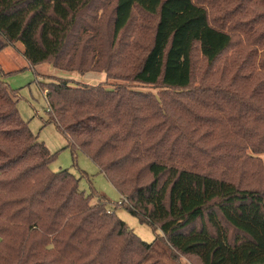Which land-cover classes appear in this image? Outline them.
<instances>
[{
    "label": "trees",
    "instance_id": "16d2710c",
    "mask_svg": "<svg viewBox=\"0 0 264 264\" xmlns=\"http://www.w3.org/2000/svg\"><path fill=\"white\" fill-rule=\"evenodd\" d=\"M0 36L30 67L159 90L39 82L73 160L83 153L120 195L114 209L159 232L146 243L50 170L57 154L0 80V262L144 264L161 244L176 261L264 264V190L239 186L264 154V0H0Z\"/></svg>",
    "mask_w": 264,
    "mask_h": 264
},
{
    "label": "rangeland",
    "instance_id": "374dc122",
    "mask_svg": "<svg viewBox=\"0 0 264 264\" xmlns=\"http://www.w3.org/2000/svg\"><path fill=\"white\" fill-rule=\"evenodd\" d=\"M22 52L23 47L21 44L16 43L13 46H6L5 41L0 36V69L2 74L6 75L2 77L0 74V80L7 83L12 90H16L19 98L17 103L18 113L21 119L27 123L31 133L37 137L39 142L44 143L51 154H57L55 160L50 164V170L54 173L67 170L76 178H79L78 187L80 191H83L86 195L94 192L96 195L106 198L109 202L107 210L114 211L116 216L142 241L146 243L153 242L155 234H159V232L154 233L151 228L141 224L137 218L131 216L124 208L114 209L120 205L122 199L108 179L99 172L98 167L80 151H76L75 160H73L70 149L66 148V138L57 131L54 124L47 123L54 115L45 98V92L39 86V82H47L49 78L54 77L67 79L74 84L89 87L101 84H105L106 88H113L118 84L130 85L121 80L108 79L104 70L96 69L97 71L91 70L79 74L76 71L54 69L49 63L33 68L23 58ZM192 64L195 74L194 82H196L193 85L196 86L205 63H203L199 54L195 53ZM101 68L103 69V67ZM100 75L104 76L101 77ZM130 87L143 92L159 93V90L145 86L132 85ZM254 158L259 159V161L249 166L248 174L240 177L242 179L239 186L264 190V154L254 156ZM236 184L238 183L236 182ZM95 201L94 198L92 202ZM156 246L157 249L144 264H200L197 259L192 257H178V261H176L169 257V251L168 249L165 250L164 245L159 244ZM11 256V254H7L8 258ZM0 264L6 263L0 262ZM7 264H14V262L9 259Z\"/></svg>",
    "mask_w": 264,
    "mask_h": 264
},
{
    "label": "crops",
    "instance_id": "0c3cea01",
    "mask_svg": "<svg viewBox=\"0 0 264 264\" xmlns=\"http://www.w3.org/2000/svg\"><path fill=\"white\" fill-rule=\"evenodd\" d=\"M101 77H103L104 75H100ZM102 79V78H101Z\"/></svg>",
    "mask_w": 264,
    "mask_h": 264
}]
</instances>
